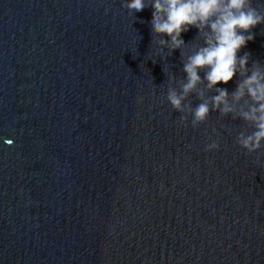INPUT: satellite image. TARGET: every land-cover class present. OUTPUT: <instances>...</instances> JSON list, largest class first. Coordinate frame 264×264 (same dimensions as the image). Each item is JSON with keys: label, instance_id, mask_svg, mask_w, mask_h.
<instances>
[{"label": "water", "instance_id": "95a60500", "mask_svg": "<svg viewBox=\"0 0 264 264\" xmlns=\"http://www.w3.org/2000/svg\"><path fill=\"white\" fill-rule=\"evenodd\" d=\"M122 3L0 0V264H264V145L235 142L247 97L183 123L166 100L181 51ZM252 33L248 72L264 70V24Z\"/></svg>", "mask_w": 264, "mask_h": 264}, {"label": "clouds", "instance_id": "9594fccd", "mask_svg": "<svg viewBox=\"0 0 264 264\" xmlns=\"http://www.w3.org/2000/svg\"><path fill=\"white\" fill-rule=\"evenodd\" d=\"M122 7L135 18L151 9L150 28L156 45L168 53L181 51L184 79L179 91L169 87L166 93L171 108L183 114L181 121L184 123L190 114L191 126L196 127L208 119L210 111L232 114L229 95L233 103L247 97V109L240 110L238 118L250 122L253 131L238 134L235 142L246 153L257 152L264 145V70L255 67L248 72L249 54L241 55L240 51L253 39L252 29L264 24V11L253 7L251 0H123ZM190 28L197 30L202 43L191 47L185 43L182 33ZM234 76L242 79L229 94L226 87L220 86H226ZM201 83L207 90L215 89L216 95L210 102L202 100L195 107L186 105L184 101ZM218 147L219 141L213 140L205 151Z\"/></svg>", "mask_w": 264, "mask_h": 264}]
</instances>
